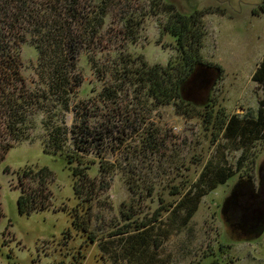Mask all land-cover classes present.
I'll use <instances>...</instances> for the list:
<instances>
[{"label":"rangeland","instance_id":"obj_1","mask_svg":"<svg viewBox=\"0 0 264 264\" xmlns=\"http://www.w3.org/2000/svg\"><path fill=\"white\" fill-rule=\"evenodd\" d=\"M107 1L108 12L97 40L79 55L77 73L83 81L74 96V103L90 101L92 114H103L91 119L96 125L111 113L112 103L108 99L102 101L99 93L107 84L119 85L113 73L121 54L140 55L151 65H166L175 56L172 37L162 34L160 28L164 16L151 12L150 0ZM167 2L175 3L184 12H202V56L222 67L212 91L213 108L254 115L264 95L261 85L253 80L264 56V12L259 9L260 0ZM127 14L139 21L133 43L123 39L122 23ZM21 58L23 75L35 85L37 52L32 45L23 46ZM120 87L123 89L118 92L119 106L125 108L134 96L131 85L124 83ZM141 109L140 104L133 108L130 121L137 118L140 123L147 116ZM200 111L176 104L148 111L146 121L154 122L150 127L161 136H168L169 146L162 154L149 155L140 153L135 142L134 146L129 145L131 148L126 143L124 150L107 152L99 159L88 155L84 159L94 160V168L89 170L90 180L86 182L72 174L64 157L44 150L39 138L46 136V130L39 114L35 139L11 147L0 161V264H117L111 254L119 250L118 241H107L110 246L102 252L106 261L100 256V244L108 233L124 224L135 226L143 221L154 224L153 231L165 238L161 247L151 249L164 264L207 263L213 258L229 264H264V231L257 237L241 238L244 232L230 237L231 232L219 215L224 196L236 177L203 197L187 225H171L172 216L166 208L177 199L172 194L174 186L196 179L206 160L214 158L215 144L221 142H213L215 136L197 114ZM65 118L68 125L73 124V112L66 113ZM253 149L257 164L264 157V140L256 142ZM222 152L225 150L220 148L218 156ZM239 155L237 151L229 152L228 158L235 163ZM99 160L116 164L115 171L99 173ZM85 162L84 166L90 164ZM42 168L45 169L41 172ZM27 170L31 173L24 175ZM76 184L82 188L81 193L73 188ZM22 189L25 194L34 193L45 209L20 213L17 199ZM78 222L86 230L79 228Z\"/></svg>","mask_w":264,"mask_h":264},{"label":"trees","instance_id":"obj_2","mask_svg":"<svg viewBox=\"0 0 264 264\" xmlns=\"http://www.w3.org/2000/svg\"><path fill=\"white\" fill-rule=\"evenodd\" d=\"M108 2L0 0V161L11 147L35 139L33 132L40 114L46 130V136L39 138L44 150L64 157L72 174L86 182L90 180L89 170L94 168V160H85L88 155L99 159L107 152L114 154L124 150L126 143L127 147L138 143V151L149 155L162 154V150L169 146L168 136H161L156 128L150 127L154 122L146 121L148 111L168 104L198 108L201 111L197 114L215 136L213 142L216 139L221 142L215 144L214 158L206 160L196 179L184 180L174 186L172 194L177 195V199L166 211L172 216V226L183 227L199 208L202 198L220 185L243 174L254 180L257 152L253 148L256 142L264 140V95L254 115L228 113L221 107L214 109V87L204 105L183 99L181 85L198 65L218 67L221 74L222 67L202 56L204 30L200 10L184 12L173 2L150 0L151 12L164 16L160 28L162 34L172 37L175 56L166 65H151L140 55L121 54L113 73L119 85L107 84L99 93L102 101L108 99L112 103L111 113L107 118L102 117L100 124H94L91 119L103 114H92L90 101L74 103L75 93L79 92L83 81L77 73L78 60L80 53L97 40L105 23ZM259 9L264 12V0H260ZM138 23L132 14L123 17V39L126 42H134V28ZM26 44L32 45L37 52L34 70L38 79L35 85L27 82L22 73L21 52ZM253 80L261 85L264 93V56L253 74ZM124 83L131 85L134 98L125 108H120L118 92L122 91L120 84ZM139 104L147 116L140 123L137 118L130 121L129 115ZM69 112L74 114L71 125L65 118ZM220 148L225 152L218 156ZM233 151L240 152L235 163L228 158L229 152ZM85 161L90 164L84 166ZM115 165L99 160L98 171H115ZM27 173L31 170L25 171L24 175ZM73 188L77 193L83 191L77 188V184ZM33 194H25V190H21L17 199L20 213L45 209L46 206L42 204L40 207L41 200ZM76 224L86 230L83 224ZM153 225L146 221L135 226L124 224L122 228L108 233L107 239L99 246L100 256L105 259L102 252L110 246L107 241L113 239L118 241L119 246V250L111 254L117 264L123 261L124 264H164L163 259L156 257L155 251L151 250L161 247L165 240L163 236L159 237L162 233L153 231ZM163 231L168 232L167 229ZM89 237L93 241L91 235ZM196 264L229 263L213 258L207 263L199 261Z\"/></svg>","mask_w":264,"mask_h":264},{"label":"water","instance_id":"obj_3","mask_svg":"<svg viewBox=\"0 0 264 264\" xmlns=\"http://www.w3.org/2000/svg\"><path fill=\"white\" fill-rule=\"evenodd\" d=\"M221 76L218 67L198 65L189 79L181 85L183 99L196 105L208 102L212 88ZM264 158V157H263ZM256 164L254 179L245 175L236 177L220 207L219 215L226 229L241 234V238L257 237L264 231V160ZM257 160V159H256Z\"/></svg>","mask_w":264,"mask_h":264}]
</instances>
